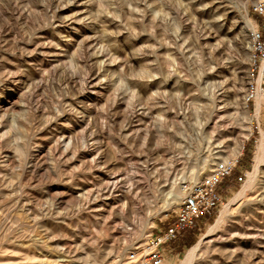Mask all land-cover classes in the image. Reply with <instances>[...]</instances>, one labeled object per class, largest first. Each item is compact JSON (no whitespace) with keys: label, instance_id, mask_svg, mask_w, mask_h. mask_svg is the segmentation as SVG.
<instances>
[{"label":"rangeland","instance_id":"1","mask_svg":"<svg viewBox=\"0 0 264 264\" xmlns=\"http://www.w3.org/2000/svg\"><path fill=\"white\" fill-rule=\"evenodd\" d=\"M254 1L0 0V264H140L173 189L222 161L220 203L162 264L201 236L192 264H264Z\"/></svg>","mask_w":264,"mask_h":264},{"label":"built area","instance_id":"2","mask_svg":"<svg viewBox=\"0 0 264 264\" xmlns=\"http://www.w3.org/2000/svg\"><path fill=\"white\" fill-rule=\"evenodd\" d=\"M251 12L262 19L248 32L246 103H253L256 96H264V0L254 1ZM233 164L234 162H218L202 180L181 183L183 198L174 222L167 224L162 231L151 236L138 248L137 258L140 264H162L165 259L162 247L165 244L177 238L182 229L193 227L201 216H211L214 213L221 199L217 186L231 172ZM136 255L135 252L132 253V257Z\"/></svg>","mask_w":264,"mask_h":264},{"label":"bare ground","instance_id":"3","mask_svg":"<svg viewBox=\"0 0 264 264\" xmlns=\"http://www.w3.org/2000/svg\"><path fill=\"white\" fill-rule=\"evenodd\" d=\"M245 26L252 29L254 27V23L249 18L246 17V19H245ZM254 101H255V111H254V114H255V116H257L261 104L264 103V96H256ZM263 140H264L263 137H261V139H260V146H259V151L261 150L260 151V155H263L264 154V152H263ZM252 174H253V172L249 175L248 180L242 186V188L237 192V194L235 195V197L243 194L245 188H247V187H249L251 185L252 179H253V178L251 179ZM193 177H195V172L193 173L191 171L190 174H189V178L190 179H193ZM173 187L175 188V186H173ZM181 195H182V193H180V191L178 190V188L177 189L175 188L172 191L171 197H172V199H173L174 202H177V201H179ZM225 210H226V206H224L223 209L220 211V214L216 218L215 223L209 225V227L207 228V231H206L207 233H209L210 231H212L213 228L216 226V224L222 219V214L225 212ZM201 242H202V236L197 240L196 243H194L191 247H189L187 249V251H186L183 259L180 261V264H192V261H193L194 257L196 256V253L200 249Z\"/></svg>","mask_w":264,"mask_h":264},{"label":"trees","instance_id":"4","mask_svg":"<svg viewBox=\"0 0 264 264\" xmlns=\"http://www.w3.org/2000/svg\"><path fill=\"white\" fill-rule=\"evenodd\" d=\"M182 230H187V228H185V229H182ZM183 232V231H182Z\"/></svg>","mask_w":264,"mask_h":264}]
</instances>
